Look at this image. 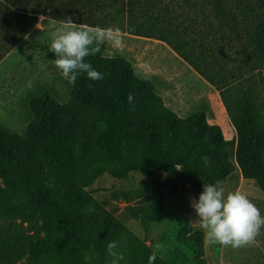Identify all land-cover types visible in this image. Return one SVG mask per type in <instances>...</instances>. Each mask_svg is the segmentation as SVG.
<instances>
[{"label": "trees", "instance_id": "16d2710c", "mask_svg": "<svg viewBox=\"0 0 264 264\" xmlns=\"http://www.w3.org/2000/svg\"><path fill=\"white\" fill-rule=\"evenodd\" d=\"M4 1L17 11L56 22L70 16L78 25L108 30L90 11L97 7V0H41L33 12L15 1ZM256 1L259 5L248 8L251 15L246 17L244 40L236 50L242 76L232 83L224 77L216 81L204 71L206 64L223 70V64L232 59L224 55L225 50L219 53V46L204 47L197 54L188 41L163 37L165 30L157 36L143 26H129L131 35L165 43L220 92L235 125L236 141L225 140L221 128L210 124L203 111L179 117L164 105L150 81L136 77L124 56L107 57L100 52L87 57V62L104 74L103 79L93 81L82 74L70 84L64 78L65 102L55 92L44 91L29 104L31 119L23 135L0 130V264L42 260L41 245L46 239L36 241L38 219L69 231L67 255H53L56 264H106L110 241L118 242L124 256L135 253L121 264H147L151 249L116 218L117 208L107 210L78 192L104 173L114 179L129 172L172 174L179 166L207 184L222 183L235 170L229 160L235 148L244 178L254 180L264 194V105L256 91L257 83L264 82V0ZM213 2L218 26L238 29L231 2ZM228 2L231 9L226 7ZM129 4L133 1L127 0ZM129 94L134 97L131 103ZM205 156L211 161L208 166ZM78 167L84 170L79 173ZM121 196L128 205L130 198L122 193L114 198ZM142 196L143 192L135 197ZM141 204L126 206L124 213L145 224L181 220L176 212L165 209L161 197L149 196ZM189 232L191 228L179 242L192 250L196 264H205L203 233ZM154 264L164 263L157 256Z\"/></svg>", "mask_w": 264, "mask_h": 264}, {"label": "rangeland", "instance_id": "374dc122", "mask_svg": "<svg viewBox=\"0 0 264 264\" xmlns=\"http://www.w3.org/2000/svg\"><path fill=\"white\" fill-rule=\"evenodd\" d=\"M132 1L133 5H127V0H97V7L92 6L94 8L90 9L97 21L108 29L104 30V36L99 42V52L107 57L124 56L131 62L136 77L150 81L164 105L179 117L187 118L203 111L210 124L220 126L225 140L236 141L235 125L226 110L220 92L190 68L165 43L131 35L129 26H143L146 31L149 30L157 36L162 33L160 30H165L163 37L169 36L170 39H174L178 36L181 40L188 41L197 54L204 47L219 46V53L225 50L224 55L232 59H227V63L223 64V70H219L217 65L211 67L206 64L203 67L204 71L216 81L224 77L226 81L232 83L240 79V75L242 76L236 50L244 40L246 17L251 15L248 8L251 9L254 4L259 5L258 1L229 0L234 6L232 13L237 19L238 29L235 30L218 26L214 16L213 0ZM226 7L231 9L229 2L226 3ZM44 38L38 58L36 60L31 58L27 64L31 74L36 75L32 71L38 69L39 72H45L46 76H38L36 81L23 85L22 90L0 91V130L2 131L23 135L31 119L29 104L44 91L50 94L55 92L60 102L68 99L67 82L52 62L55 54L50 50L51 35L47 34ZM54 72L58 74L59 80L54 76ZM50 79L54 82L47 81ZM257 80L259 81L260 77H257ZM256 88L258 102L264 105V82L259 81ZM145 159L149 160L147 154ZM229 160L235 166V170L218 186L223 187L225 193L240 191L264 216V194L254 180L244 178L236 164L235 148L229 153ZM79 168L77 171L81 173L84 168ZM203 183H205L203 180L184 173L177 166L172 174L158 172L145 176L137 172H129L123 177L114 179L104 173L83 188L79 187L78 192L91 196L99 206L107 210L117 208L116 218L138 239L139 243L145 244L151 251L156 244H161L163 248L157 256L164 264H196L192 250L179 242V238L186 237L190 228L192 232L189 233H203L205 264H264V227L260 229L251 244L241 248L221 246L206 238L205 232L196 221V214L190 207V198L198 199ZM119 192L130 198L128 205L125 204L123 196L118 200L114 198ZM141 192L143 196L136 198L135 196ZM149 196L161 197L165 209L176 212L181 216V220L145 224L124 213L126 206L140 207ZM179 222L182 227L179 226ZM36 226L38 231L36 241L45 238L46 243L41 245L42 260L34 264H56L53 255L56 257L67 255L69 231L58 226L45 225L42 219L36 220ZM118 250L122 252L121 249ZM134 254L129 252L121 262L129 261ZM109 259L110 257L107 256L106 264ZM25 261L23 259L19 264H24Z\"/></svg>", "mask_w": 264, "mask_h": 264}, {"label": "clouds", "instance_id": "9594fccd", "mask_svg": "<svg viewBox=\"0 0 264 264\" xmlns=\"http://www.w3.org/2000/svg\"><path fill=\"white\" fill-rule=\"evenodd\" d=\"M58 27L51 35L50 50L55 54L52 61L63 78L70 84H75L77 78L86 74L90 80H101L104 74L95 70L87 62V57L100 51L99 42L104 36V30L98 26H80L72 17L57 21ZM27 39V36L25 37ZM95 45V46H94ZM91 86V85H90ZM134 97L129 94L128 101ZM205 166L211 161L202 157ZM216 184L203 183L202 191L197 198H190V207L194 210L201 229L206 238L221 246L241 248L251 244L264 227V216L259 208L240 191H228ZM117 241L107 244L110 257L108 264H121L125 256L118 250ZM161 244H156L148 257V264H154Z\"/></svg>", "mask_w": 264, "mask_h": 264}, {"label": "crops", "instance_id": "0c3cea01", "mask_svg": "<svg viewBox=\"0 0 264 264\" xmlns=\"http://www.w3.org/2000/svg\"><path fill=\"white\" fill-rule=\"evenodd\" d=\"M12 1L33 12L41 0H25L24 3ZM5 2L0 0V91L22 90L23 85L36 81L38 76H46L45 72H39L38 69L32 71L36 75L31 74L27 63L31 58H38L44 44L42 39L50 35L58 24L42 15L17 11ZM54 76L59 80L55 72ZM47 81L54 82L52 79Z\"/></svg>", "mask_w": 264, "mask_h": 264}, {"label": "built area", "instance_id": "2783aa9c", "mask_svg": "<svg viewBox=\"0 0 264 264\" xmlns=\"http://www.w3.org/2000/svg\"><path fill=\"white\" fill-rule=\"evenodd\" d=\"M193 213H195L194 210H193Z\"/></svg>", "mask_w": 264, "mask_h": 264}]
</instances>
